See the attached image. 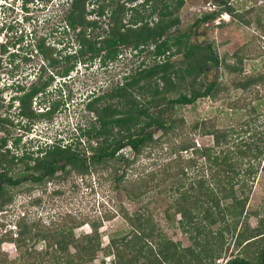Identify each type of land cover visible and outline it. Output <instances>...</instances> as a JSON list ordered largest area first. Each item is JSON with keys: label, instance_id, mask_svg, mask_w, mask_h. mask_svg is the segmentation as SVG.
Masks as SVG:
<instances>
[{"label": "trees", "instance_id": "obj_1", "mask_svg": "<svg viewBox=\"0 0 264 264\" xmlns=\"http://www.w3.org/2000/svg\"><path fill=\"white\" fill-rule=\"evenodd\" d=\"M184 2L142 0L129 8L124 3L113 4L108 16V30L99 32V22L86 18L90 0H72L64 22L73 32L77 47L73 53H65L64 57H56L53 61L57 65L66 62V66L57 70L60 79L68 77L79 60L91 63L98 59L103 66L115 61L122 47L131 48L137 54L147 51L154 61L150 66L141 63L135 74L125 75L122 83L116 84L111 92L93 97L86 103L87 111L94 117L75 138L85 137L86 151L76 145V140L72 139L75 144H62L60 139H55L50 145H40V156L33 158L32 153L26 152L20 161L26 159L25 174L31 171L32 183L54 180L58 172H61L59 177L65 178L72 171L85 176L100 169H111L118 187L124 181L127 167L147 150L167 145L168 161L138 178L133 190L125 187L123 190L132 201H140L151 192L169 198L163 210L164 218L170 221L179 216L178 227L188 235L191 245L181 249L164 234L147 209L131 216L121 207L116 212L121 213L132 229L126 238L111 237L104 249L105 255L113 256V264H214L215 260L223 258L224 247L229 246L227 239H233V245L241 249L240 253L224 264H264V221L260 220L254 228L249 227L246 210L253 183L258 174L264 172V120L260 121L256 115L252 121L260 122L262 130H256L255 126L251 134L248 128H242L244 135L249 134L248 138L244 140V136H240L241 139L234 143L233 131L218 129L212 119L195 120L187 125L182 114L177 115L181 108L194 106L198 99L209 98L217 102L237 90L241 92L240 96L228 106L237 112L248 108L250 115L255 114V107L250 105L252 100L261 98L259 91L264 94V71L243 72V61L253 59L249 53L253 49L247 44L231 56L225 54L220 58L211 44L191 43L192 33H171L173 29L178 30L177 13ZM213 2L218 9L195 19L192 24L194 34L203 25L228 14L246 27L254 25L264 37V15L263 18L254 15V8L238 11L228 4V0ZM91 13L95 17L106 15L103 7ZM125 16L128 20L124 22ZM40 47L45 54L44 46ZM176 55H181L182 61L172 62ZM208 67L222 69L223 77L227 75V78L206 82L204 76ZM46 84L33 87L25 95L21 114L27 119L42 117L50 120L63 105L64 101L58 100L49 104L42 114L31 110V98L44 93ZM63 86L67 87L66 83L60 84V88ZM113 99H116L115 104L111 103ZM100 102L105 103L99 105ZM173 108H176L175 116L165 117ZM238 124L248 126L247 122ZM187 134L210 136L212 143L197 147L194 139H182ZM176 139L179 142H175ZM127 147L131 156L123 153ZM87 152L88 156L85 155ZM188 152L191 157L185 158L183 153ZM29 160L34 162L33 166H29ZM199 160L202 161L199 174L189 177L188 170L196 167ZM10 163L7 155L0 153V209L11 199L6 187L18 184L17 179L13 182V177L8 176ZM119 170L122 173L118 176ZM187 179L190 180L188 183ZM225 201L227 204L223 205ZM218 223L222 226L213 231ZM76 225L46 229L37 228L35 222L20 221L16 236L9 241L19 250L23 249L18 259L21 264H89L100 250L101 237L97 226L91 224V234L75 238L73 232L79 227ZM30 239L42 241L43 250L30 249L25 244ZM3 241L1 237L0 245ZM5 263V259L0 260V264Z\"/></svg>", "mask_w": 264, "mask_h": 264}, {"label": "rangeland", "instance_id": "obj_2", "mask_svg": "<svg viewBox=\"0 0 264 264\" xmlns=\"http://www.w3.org/2000/svg\"><path fill=\"white\" fill-rule=\"evenodd\" d=\"M71 1L26 0L25 3L24 0H8L6 5L2 6L4 2L0 0V41L9 40L15 42V45L19 44L17 46V50L20 51L18 52L19 58L16 60L23 74L34 72L32 69L29 70L30 68H34L36 71L39 65L44 67V64H46L42 54H39V44H44L47 55L52 54L53 58L64 57L65 53L70 54L75 51L77 45L74 41V34L70 29L66 28L64 22L70 11ZM139 2L141 0H136L133 3L129 0H90V3L86 6V18L88 20L96 19L95 14L91 12L98 7H103L106 15L99 22L101 27L99 32H102V29L105 32L108 30V16L113 4L124 3V6L129 8L139 4ZM228 4L238 11L254 8V15L259 14L263 18L264 0H228ZM217 9L218 6L215 5L213 0H185L182 8L177 13L180 20L178 30L173 29L171 33H192L191 43L202 46L211 44L213 46L212 49L216 51L220 58L225 54L228 57L231 56L240 46L247 44L249 48L253 49L249 52L253 59L243 61V72L245 74H253L264 71V37L261 30L256 29L254 25L246 27L237 23L228 14H224L214 22L203 25L196 30L197 34H194L195 30L192 28V24L195 19L203 13ZM4 13L7 19H4ZM128 15H130V12H128ZM127 20L128 16H125L124 22ZM2 24H4L5 30L1 29ZM7 24L8 26L11 24V26L8 27ZM94 32H97V30ZM30 49L40 61L29 64L22 58L26 53H29L28 50ZM1 51L4 52L2 47ZM36 51L37 54L35 53ZM6 59L7 57L4 58V60ZM182 59L181 55H176L172 58V62H179ZM153 61L154 59L147 51L137 54L131 48L126 47L121 48V52L115 61L109 62L104 66L100 64L98 59L91 63L79 60L70 74L71 77L60 79L56 76L52 87L48 89L49 91L38 95L36 103L31 104V110L39 114L40 112L44 113V106L47 108L53 101H64L63 105L59 107L50 120L42 117H37L33 120L23 118L21 119V126H26V129L18 131L6 126L5 129L25 136V149H27V152H32L34 157L39 155L35 154L36 149H40L39 144L42 147L45 144L50 145L55 139H60L62 144L67 142L74 143L72 139H75L80 134L81 129L87 126L94 117L85 107L90 100V92H93L94 96L111 92L116 87V84H121L122 76L135 74L141 63L144 66H150ZM64 66H66V62L62 61L57 65V70L62 69ZM221 71L222 69L208 67L204 80L206 82L224 80L227 75L223 77ZM19 75L22 74L20 73ZM47 76L44 74L38 80V77L33 76L32 73L30 77L26 76L23 78V80H27H24L22 84L37 82V84H40ZM5 79L8 78L6 77ZM62 80L67 85V87L63 86V89L60 88V84L63 83ZM25 87L27 88L28 85ZM58 88L61 90L60 92L57 90ZM259 93L261 98L251 101L250 106L255 107V114L252 115L248 113V108L237 112L228 106L229 102L240 96L241 92L239 90L236 92L231 91L228 98H222L217 102H213L209 98L198 99L194 106H184L177 115L181 113L187 125L195 120L212 119L218 129L228 128L233 131L232 142L235 143L241 139L238 138L240 136H244V140L248 138L249 134L245 133L244 135L243 129L248 128V132L252 134L255 126H257L256 130H262L263 128L260 127V122L252 121L256 115H259L260 121L264 120V94L262 91H259ZM10 94L8 91L5 92L6 103ZM134 94L139 97L135 92ZM145 97L148 96L145 95ZM0 100L3 101L1 97ZM104 103L100 102L99 105H104ZM111 103L115 104L116 99L111 100ZM1 106L3 105L0 101V116H2L1 114L4 111ZM175 112L176 108H173L166 113L165 117L175 116ZM15 122L16 118H14L13 123ZM242 122H247L248 126L243 127L238 124ZM26 134H29L30 138H27ZM157 135L158 133L155 134V136ZM2 136L3 132L0 129V138ZM29 139H34L32 140L34 142H30ZM182 139H194L197 147L207 146L212 143L210 136H200L199 134L195 136L187 134ZM75 140L77 141L76 145L81 150L86 151L87 140L85 137ZM175 142H179V140L176 139ZM123 153L131 156L128 148H125ZM190 153H183V156L189 158L191 157ZM167 154V145L162 147L160 145L153 150H147L133 165L127 167L124 181L118 187H116L115 176L111 173V169H100L97 173L85 176L72 171L66 174L65 178L59 177L61 172H58L56 179L36 184L28 179L23 180L28 174L19 176L22 170L20 167L14 166L13 172L10 171V175L18 174L21 183L13 187H6L8 196H11V199L0 210V238L3 237L5 240L0 245V260L5 259L7 261L5 264L16 260L18 262L23 249L19 250L15 243L9 240L16 236L18 223L23 221L27 224L35 222L37 228L46 229L57 228L60 225L68 227L72 224H77L76 226L79 227L73 232L75 238L91 234L93 231L91 224L96 225L101 237V246L95 259L89 264H113V256L105 255L104 249L108 247L111 237L115 239L126 238L132 229L122 218L121 213L116 212H119L121 207L131 216H135V212L143 213L147 209L152 214L153 221L159 224L164 234L176 242L181 249L191 245L188 235L178 227L179 216L170 221L164 218L163 210L169 198L151 192L140 201H132L127 197V192L123 190V187L127 190H133L138 178L160 168L168 161L169 156ZM85 155L88 156V152ZM196 162V167L188 170V175L191 178H194L200 172L202 161ZM121 170L118 171V176L122 173ZM16 175H14V178ZM178 180L180 181L181 177ZM189 181L187 179L186 183ZM226 204L227 201L223 203V205ZM246 210L248 212L247 224L249 227L254 228L260 220L264 221V172H260L253 183ZM219 226L222 225L218 223L214 226L213 231H216ZM227 241L229 246L227 249L226 246L224 247L223 258L215 260L214 264H224L227 259L240 253L241 249L235 248L233 239H227ZM25 244L30 249L35 248L36 251H41L44 247V243L36 239L27 240ZM70 250L72 251L73 249ZM18 263L21 264L22 262Z\"/></svg>", "mask_w": 264, "mask_h": 264}, {"label": "flooded vegetation", "instance_id": "obj_3", "mask_svg": "<svg viewBox=\"0 0 264 264\" xmlns=\"http://www.w3.org/2000/svg\"><path fill=\"white\" fill-rule=\"evenodd\" d=\"M112 7H113V5H112ZM102 18H104V17H97L94 20L101 22ZM1 29L5 30V28L2 27V25H1ZM18 45L19 44L15 45V42L9 41V40H6L5 42L0 41V49L2 47L3 51H4V52H2V51L0 52V97H1V99H3V101L2 100H0V101H1V104L3 105L1 107H3L2 109L4 110L3 113L1 114L2 116H0V129L3 132V136H2V138H0V153L6 154L7 159H9V161L11 162L9 165V168H8V176L13 177V182L17 179V181H18L17 185H19L21 183V181L18 177V174L17 175L14 174V175H16V177L14 178V175H10V171L13 172L14 166H17V167H20L22 170V173L20 172L21 174H19V176L25 174V172H26V169H25L26 166L24 164V161L26 159H24L23 162L20 161L23 159V157L26 155V152H27V149H25L26 142H24L25 136H22V134H15V132H10L8 129L7 130L5 129V126L9 127V128L17 129L18 131H22V129H26V126H21V124H22L21 119L26 118L24 115L21 114L22 108H23V100H25V95L28 92H30L33 89V87L40 86L44 82L47 83L46 84L47 86L45 88L44 93L48 92L49 91L48 89H50L52 87V83H53L54 78L57 76V64L53 63V61L56 60V58H53L52 54L47 55V53H45V51H44L45 54H43V52L40 51V48H41L40 45H42V44H39L38 45L39 54H42V57H43L44 61L46 62V64H44V67H41V65H39V68L36 71L34 68H30L29 70H31V69L34 70V72H32L33 76L35 75L36 77H38V80H39V78L43 77L44 74H46L48 76L46 79L41 81L40 84H37L38 82L37 83H29V84L23 83L22 84V82L24 80H27V79L23 80V78L26 76L30 77L32 73L23 74L21 68H19V63L16 60L17 58H19L18 52H20L17 50ZM44 50H45V48H44ZM28 51H29V53H26V55L22 57L24 60L29 62V64H31V62L36 63L37 61H40V59L37 57V55H35L34 53L31 52V49ZM32 51H33V48H32ZM35 53L37 54V51ZM5 57H7L6 60H4ZM73 69L70 71L68 77H71L70 74L72 73ZM20 73L22 75H19ZM6 77L8 79H5ZM6 80H7V82H6ZM26 85H28V87H27L28 89L25 87ZM7 91L10 92L11 94L9 95V97L7 99L8 102L6 103L5 92H7ZM41 94L39 93L37 95H34L31 98V104L32 103L35 104L36 103L35 101H36L38 95H41ZM89 96H90L89 98L91 99L93 97H97L98 95L94 96V93L90 92ZM17 109H18V111H17ZM11 113H13V114H11ZM14 118H16L15 123H13ZM28 120H33V119L28 118ZM30 126H32V125H30ZM26 135H27V138H30L29 134H26ZM2 140L5 142L4 144H3ZM32 140H34V139H29L30 142H34ZM38 150L39 149L37 148L35 151V154H39ZM30 153H32V152H30ZM32 155L33 154H31V156ZM32 157L34 158V156H32ZM12 159H13V161H12ZM29 163H30L29 166L34 165V162L32 160H29ZM4 165H5V163H4ZM28 173H29L28 176L23 178V180L28 179L31 182V180H32L31 171H29ZM36 184H38V183H36ZM11 187H13V186H11Z\"/></svg>", "mask_w": 264, "mask_h": 264}, {"label": "clouds", "instance_id": "obj_4", "mask_svg": "<svg viewBox=\"0 0 264 264\" xmlns=\"http://www.w3.org/2000/svg\"><path fill=\"white\" fill-rule=\"evenodd\" d=\"M1 1L4 2V4H2V6H4V5H6V1H8V0H1ZM24 1H25V0H24ZM141 1H142V0H141ZM25 3H26V2H25ZM139 3H140V2H139ZM8 7H10V6H8ZM24 9H27V8H24ZM3 17H4V19H7L5 13H4ZM5 23H6V22H5ZM5 23H4V24H5ZM4 24H2V27H4ZM7 26H8V24H7ZM10 26H11V24H9L8 27H10ZM125 75H127V74H125ZM125 75H124V76H125ZM124 76H122L121 81L123 80V77H124ZM62 82H64V80H62ZM121 83H122V82H121ZM44 109H45V111H46V107H45V106H44ZM45 111H44V112H45ZM40 113L42 114V112H40ZM78 134H79V133H78ZM73 140H75V139H73ZM39 146H40V144H39ZM127 148H128V147H127ZM128 151H129V153H130L131 150L128 148ZM31 201H32V200H31ZM0 210H1V209H0ZM23 217H24V216H23Z\"/></svg>", "mask_w": 264, "mask_h": 264}, {"label": "built area", "instance_id": "obj_5", "mask_svg": "<svg viewBox=\"0 0 264 264\" xmlns=\"http://www.w3.org/2000/svg\"><path fill=\"white\" fill-rule=\"evenodd\" d=\"M216 23H218V22H216Z\"/></svg>", "mask_w": 264, "mask_h": 264}]
</instances>
